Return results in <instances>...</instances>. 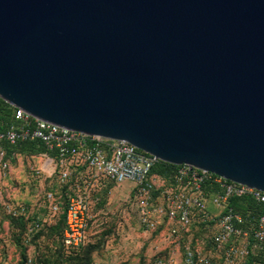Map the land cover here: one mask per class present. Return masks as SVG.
I'll return each instance as SVG.
<instances>
[{
    "label": "water",
    "instance_id": "water-1",
    "mask_svg": "<svg viewBox=\"0 0 264 264\" xmlns=\"http://www.w3.org/2000/svg\"><path fill=\"white\" fill-rule=\"evenodd\" d=\"M0 99L264 193V0H0Z\"/></svg>",
    "mask_w": 264,
    "mask_h": 264
},
{
    "label": "built area",
    "instance_id": "built-area-1",
    "mask_svg": "<svg viewBox=\"0 0 264 264\" xmlns=\"http://www.w3.org/2000/svg\"><path fill=\"white\" fill-rule=\"evenodd\" d=\"M15 109V108H14ZM39 141L45 152L37 176H45L57 185L79 177L83 190L69 198L64 209L66 230L63 245L75 252L88 242L91 209L106 182L120 186L134 185L129 198L140 227L146 232L167 228L174 249L158 254L152 264H264V215H240L229 207L233 198H249L264 204V193L233 183L206 171L178 166L174 181L167 185L150 171L159 161L131 144L79 132L40 121L15 109L11 125L0 132V184L9 179L11 161L4 144L16 146ZM47 214L31 223H46L61 213V204L54 192L45 194ZM211 204L215 213L208 209ZM6 213L15 219H25L26 208L11 201L4 203ZM27 221V220H26ZM210 231L205 251L184 244V238L194 227Z\"/></svg>",
    "mask_w": 264,
    "mask_h": 264
},
{
    "label": "rangeland",
    "instance_id": "rangeland-1",
    "mask_svg": "<svg viewBox=\"0 0 264 264\" xmlns=\"http://www.w3.org/2000/svg\"><path fill=\"white\" fill-rule=\"evenodd\" d=\"M41 164L39 158H18L11 164L9 179L0 184V264H152L158 254L175 248L165 226L148 233L140 227L129 203L132 187L126 184L132 183L116 186L106 182L95 195L87 244L76 252L67 251L63 245V212L69 198L83 188L76 175L62 186L35 175L34 169ZM152 181L155 186L161 184ZM51 190L61 204V213L36 226L31 222L47 214L45 194ZM8 200L25 206L23 222L6 213L4 203ZM213 208L208 205L215 213ZM209 235L210 231L192 228L184 244L205 251Z\"/></svg>",
    "mask_w": 264,
    "mask_h": 264
},
{
    "label": "trees",
    "instance_id": "trees-1",
    "mask_svg": "<svg viewBox=\"0 0 264 264\" xmlns=\"http://www.w3.org/2000/svg\"><path fill=\"white\" fill-rule=\"evenodd\" d=\"M14 114L15 109L0 99V132L11 125L14 119ZM4 149L6 150L8 157L11 158V164L15 163L18 158H36L39 154L45 152L44 145L39 141L24 142L16 146L4 144ZM178 168V166L158 162L151 169L150 177L152 179L159 178L167 185H170L174 181L173 177ZM51 191L53 192V190ZM229 207L232 208L234 212L243 216L249 214H252L254 217L264 215V204H257L249 198H233L229 200ZM18 222H23V219H19ZM194 228H201L206 232L209 231H207V228H204L203 226H196ZM245 264H253V262L250 260Z\"/></svg>",
    "mask_w": 264,
    "mask_h": 264
},
{
    "label": "crops",
    "instance_id": "crops-1",
    "mask_svg": "<svg viewBox=\"0 0 264 264\" xmlns=\"http://www.w3.org/2000/svg\"><path fill=\"white\" fill-rule=\"evenodd\" d=\"M126 186L127 187H132V189H131V191L129 192V198H130V196H131V194H132V191H133V187H134V185L132 184V185H130V184H126ZM128 193V192H127Z\"/></svg>",
    "mask_w": 264,
    "mask_h": 264
}]
</instances>
